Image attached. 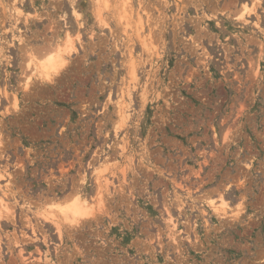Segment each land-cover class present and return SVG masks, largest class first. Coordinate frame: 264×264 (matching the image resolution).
I'll return each mask as SVG.
<instances>
[{
    "label": "rangeland",
    "instance_id": "374dc122",
    "mask_svg": "<svg viewBox=\"0 0 264 264\" xmlns=\"http://www.w3.org/2000/svg\"><path fill=\"white\" fill-rule=\"evenodd\" d=\"M107 1L0 0V264H264V0Z\"/></svg>",
    "mask_w": 264,
    "mask_h": 264
},
{
    "label": "bare ground",
    "instance_id": "6f19581e",
    "mask_svg": "<svg viewBox=\"0 0 264 264\" xmlns=\"http://www.w3.org/2000/svg\"><path fill=\"white\" fill-rule=\"evenodd\" d=\"M102 0H95V3H96V6H98L97 10H99V4L101 3ZM104 1V0H103ZM107 1V0H106ZM122 1V0H121ZM108 3V1H107ZM120 3V1H119ZM122 7H125L123 6L125 3L122 1ZM102 4V3H101ZM103 6V5H102ZM108 6V5H107ZM126 9V8H125ZM247 9V7L244 5L243 6V11L241 12L243 14V12H245ZM74 12V11H73ZM121 12V11H120ZM100 13V12H99ZM98 13V16L100 15ZM17 15H20L19 12H16ZM121 15V13H119ZM125 15V14H124ZM122 17V16H121ZM124 17V16H123ZM125 18V17H124ZM127 20V19H126ZM139 31V30H138ZM149 32V31H148ZM143 39V38H142ZM142 44L144 46V49L147 53H151L150 51V46L149 44H146L147 41H145V39L142 40ZM71 46V45H69ZM68 46V47H69ZM142 46V47H143ZM65 48V47H64ZM45 49V48H44ZM131 49V48H130ZM71 49L70 48H65L63 49V51L61 52L59 50V47L58 46H51L50 49H48L45 54L41 55L39 57V59L36 57V61H34V59L32 58V56L29 58L28 60V64L26 66V68H30L29 69V72L30 74L27 75L24 79V86L27 87V85L29 84L30 80L32 77H37L39 79H42V80H49L50 77L52 76V74H56V72L59 71L60 68L63 67L62 65V56H61V53H67L69 52ZM44 52V51H43ZM70 53V52H69ZM68 54V53H67ZM65 58V57H64ZM133 60V56H132V49L128 52V61H132ZM30 65V67H29ZM62 66V67H61ZM131 69V68H130ZM134 72V71H133ZM131 74V73H129ZM50 81V80H49ZM24 88V87H23ZM25 89V88H24ZM123 92V91H122ZM16 99V98H15ZM15 105V104H14ZM15 107V106H14ZM117 108H118V114H121L123 112V107H122V102H118V105H117ZM61 202V201H60ZM84 202V201H82ZM54 204V203H53ZM52 204V205H53ZM221 206H224V202L222 201ZM53 207H55L57 209V213H59L61 215V218L65 221V222H72V221H75V219H77V217L79 215H82V214H85L86 212V207L83 206V203L80 204V201H72L70 205H66V202H65V205L63 204H57L55 203V205H53ZM221 208V207H220ZM219 209V208H218ZM52 210V209H51ZM54 210V209H53ZM217 210V209H216ZM225 210V209H224ZM223 210V211H224ZM222 211V212H223ZM8 212V207L5 203V201L0 198V217L2 216V214H5ZM222 214V213H221ZM45 215V214H44ZM43 218L47 221H52L54 222V218H56V216L54 217L53 214H49L48 217H45L43 216ZM76 222V221H75ZM170 224L172 225V227L174 228V223L172 221H169Z\"/></svg>",
    "mask_w": 264,
    "mask_h": 264
}]
</instances>
